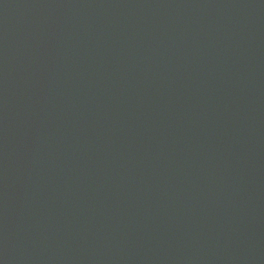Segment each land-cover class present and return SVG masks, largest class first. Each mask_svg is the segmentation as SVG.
I'll return each instance as SVG.
<instances>
[{
    "label": "water",
    "instance_id": "1",
    "mask_svg": "<svg viewBox=\"0 0 264 264\" xmlns=\"http://www.w3.org/2000/svg\"><path fill=\"white\" fill-rule=\"evenodd\" d=\"M0 264H264V0H0Z\"/></svg>",
    "mask_w": 264,
    "mask_h": 264
}]
</instances>
